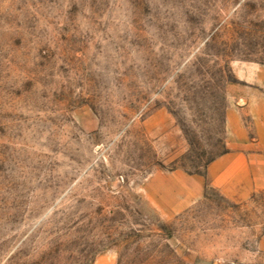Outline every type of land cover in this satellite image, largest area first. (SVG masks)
<instances>
[{
    "label": "rangeland",
    "instance_id": "374dc122",
    "mask_svg": "<svg viewBox=\"0 0 264 264\" xmlns=\"http://www.w3.org/2000/svg\"><path fill=\"white\" fill-rule=\"evenodd\" d=\"M264 0H0V264H264Z\"/></svg>",
    "mask_w": 264,
    "mask_h": 264
},
{
    "label": "crops",
    "instance_id": "0c3cea01",
    "mask_svg": "<svg viewBox=\"0 0 264 264\" xmlns=\"http://www.w3.org/2000/svg\"><path fill=\"white\" fill-rule=\"evenodd\" d=\"M264 158L260 153H246L243 151L228 152L212 162L209 175L215 183L220 182L222 174L236 173L237 178H249L250 171L255 163Z\"/></svg>",
    "mask_w": 264,
    "mask_h": 264
}]
</instances>
